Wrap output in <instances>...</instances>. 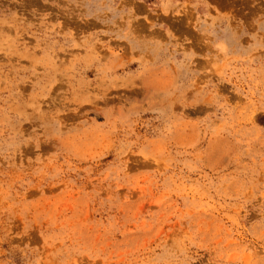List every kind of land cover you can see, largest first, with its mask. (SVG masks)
Returning a JSON list of instances; mask_svg holds the SVG:
<instances>
[{
  "label": "rangeland",
  "instance_id": "374dc122",
  "mask_svg": "<svg viewBox=\"0 0 264 264\" xmlns=\"http://www.w3.org/2000/svg\"><path fill=\"white\" fill-rule=\"evenodd\" d=\"M0 264H264V0H0Z\"/></svg>",
  "mask_w": 264,
  "mask_h": 264
}]
</instances>
